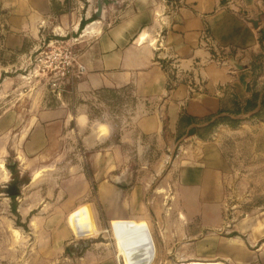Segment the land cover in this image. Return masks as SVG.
Wrapping results in <instances>:
<instances>
[{
	"label": "crops",
	"instance_id": "obj_1",
	"mask_svg": "<svg viewBox=\"0 0 264 264\" xmlns=\"http://www.w3.org/2000/svg\"><path fill=\"white\" fill-rule=\"evenodd\" d=\"M99 2L101 16L96 17ZM89 19L93 21L76 39L85 53L86 74L75 83L71 103L63 100L59 106L42 107L34 89H27L22 94L30 100L17 112L3 113L1 124L27 126L25 149L30 154L72 135L84 149L96 148L90 155L96 166V201L113 206L112 216L120 219L123 204L137 199L136 186L130 193L124 191L130 184L125 161L131 153L144 150L150 139L163 146L176 141L184 113L192 123L177 142L187 144L201 140L197 131L203 126L249 119L261 108L264 0H0V70L15 74L17 63L29 56L51 26L76 31L81 20ZM15 78L7 76L2 85ZM125 90L139 102L129 127L115 139L112 133H100L101 124L90 128V117L76 101ZM191 155L197 160L194 168L185 170L177 190L182 211L176 226L191 223L194 228L188 234L194 236L223 223L218 211L224 162L210 142L201 143ZM85 200L82 191L63 205L75 208L73 213L88 206ZM146 223L156 252L158 236L165 248L169 238L161 226ZM145 247L152 249L147 243ZM229 255L232 252L226 249L225 256Z\"/></svg>",
	"mask_w": 264,
	"mask_h": 264
},
{
	"label": "rangeland",
	"instance_id": "obj_2",
	"mask_svg": "<svg viewBox=\"0 0 264 264\" xmlns=\"http://www.w3.org/2000/svg\"><path fill=\"white\" fill-rule=\"evenodd\" d=\"M83 29L51 26L35 48L50 39L74 42L83 62L85 53L76 40ZM28 57L17 63L15 74L0 70V264H126L134 252L147 250L145 243L152 248L146 251L153 256L151 264H264V100L259 115L260 109L249 119L199 128L201 140L177 142L183 128L174 142L163 146L150 139L144 150L131 153L125 161L130 184L124 191L130 193L136 186L137 199L123 204L122 218L128 219H118L112 216L113 206L104 207L95 198L96 166L90 155L96 148L84 149L72 135L30 154L25 149L27 126L1 124L3 113L17 112L30 100L22 94L27 89H34L42 107L59 106L63 100L71 103L73 94L57 98L40 78L27 79ZM12 75L16 78L2 85ZM76 102L90 117L89 127L101 124L100 133H112L113 139L129 127L139 103L128 90L98 92ZM209 142L224 162L218 211L223 223L191 236L188 231L194 225L183 221L176 226L182 211L177 190L185 170L195 167L193 150L198 152L201 143ZM14 186L18 189L12 201L7 191ZM82 191L88 206L71 213L75 208L63 203ZM145 221L160 225L169 238L163 248L158 236V252ZM128 229L125 248L120 250L117 242ZM226 249L232 257L225 256Z\"/></svg>",
	"mask_w": 264,
	"mask_h": 264
},
{
	"label": "built area",
	"instance_id": "obj_3",
	"mask_svg": "<svg viewBox=\"0 0 264 264\" xmlns=\"http://www.w3.org/2000/svg\"><path fill=\"white\" fill-rule=\"evenodd\" d=\"M73 43L50 39L35 48L28 57L27 79L40 78L57 98L64 93L73 94L75 83L86 74V67L73 49Z\"/></svg>",
	"mask_w": 264,
	"mask_h": 264
},
{
	"label": "bare ground",
	"instance_id": "obj_4",
	"mask_svg": "<svg viewBox=\"0 0 264 264\" xmlns=\"http://www.w3.org/2000/svg\"><path fill=\"white\" fill-rule=\"evenodd\" d=\"M141 40H143V37H141ZM129 232H130V229H128L125 235L123 236V238L117 242V245L119 246L120 250H123L125 248V242H126L125 237L128 236ZM152 261H153V256L151 254H149L145 250H138L137 252H134L130 260L126 264H151ZM190 264H223V263L194 261Z\"/></svg>",
	"mask_w": 264,
	"mask_h": 264
},
{
	"label": "trees",
	"instance_id": "obj_5",
	"mask_svg": "<svg viewBox=\"0 0 264 264\" xmlns=\"http://www.w3.org/2000/svg\"><path fill=\"white\" fill-rule=\"evenodd\" d=\"M91 21H93V20L92 19H89V20H86V21L81 20V22L79 24V29H83V27L87 23H89ZM173 78H174V73L173 72H170L169 78H168L169 79V82H171L173 80ZM170 88H171V84L168 83V89H170ZM261 109H263V105H261L260 111L258 112L257 115H259L262 112ZM191 123H192V119L190 117H188L185 113L180 116L179 124H178V133H177L176 139L179 138L180 129H183V128L186 129ZM10 198H11L12 201H14V199L16 197L15 196H11Z\"/></svg>",
	"mask_w": 264,
	"mask_h": 264
},
{
	"label": "water",
	"instance_id": "obj_6",
	"mask_svg": "<svg viewBox=\"0 0 264 264\" xmlns=\"http://www.w3.org/2000/svg\"><path fill=\"white\" fill-rule=\"evenodd\" d=\"M101 9H102V6H101V3L99 2V3H98L97 11L95 12V16H96V17H100V16H101ZM251 23L253 24L254 27H256V22H255V21H252ZM17 189H18V188H17L16 186H14V187H12L11 190H8L7 193H8L10 196H15L16 193H17Z\"/></svg>",
	"mask_w": 264,
	"mask_h": 264
}]
</instances>
